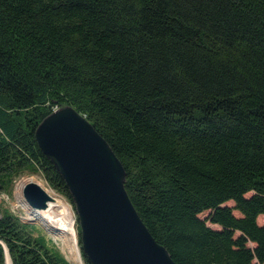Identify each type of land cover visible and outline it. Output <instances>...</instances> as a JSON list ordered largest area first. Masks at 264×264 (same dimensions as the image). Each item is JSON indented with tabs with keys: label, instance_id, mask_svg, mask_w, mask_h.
Returning <instances> with one entry per match:
<instances>
[{
	"label": "trees",
	"instance_id": "trees-1",
	"mask_svg": "<svg viewBox=\"0 0 264 264\" xmlns=\"http://www.w3.org/2000/svg\"><path fill=\"white\" fill-rule=\"evenodd\" d=\"M64 105L174 264H264V0H0V188L40 173L73 206L35 140ZM37 231L0 212V264H69Z\"/></svg>",
	"mask_w": 264,
	"mask_h": 264
},
{
	"label": "water",
	"instance_id": "water-1",
	"mask_svg": "<svg viewBox=\"0 0 264 264\" xmlns=\"http://www.w3.org/2000/svg\"><path fill=\"white\" fill-rule=\"evenodd\" d=\"M35 140L65 182L77 218L80 251L91 264H174L135 211L124 188L121 162L83 115L71 106L53 111L37 126ZM51 202L38 184L22 187L19 204L28 222H38L31 215ZM4 251L5 264L7 258L12 264L5 246Z\"/></svg>",
	"mask_w": 264,
	"mask_h": 264
},
{
	"label": "rangeland",
	"instance_id": "rangeland-1",
	"mask_svg": "<svg viewBox=\"0 0 264 264\" xmlns=\"http://www.w3.org/2000/svg\"><path fill=\"white\" fill-rule=\"evenodd\" d=\"M61 107H63V106H61ZM57 109H59V108H56L55 110H57ZM29 179H32V181L39 183L49 193H51L54 196L62 199L64 202H66L72 208V211L74 213V218H75V227L72 223V230H73L74 238L77 242L79 253L81 255V251H80V247H79V243H78V223H77V218H76V214L74 211V207L67 201V199L64 196H62L61 194L50 189L48 187V185L46 184V182L44 181V179L42 178L40 173L32 174L29 172H25V173L19 174L18 176L14 177L12 179H8V180L4 181L2 188H0V212L6 211L8 213H11L14 216H17L22 223L35 226L38 230L37 232L39 234L44 235L47 238V240L50 241L51 245H53L55 247V249L64 257V259L69 264H72L71 261H69V259H67L66 252L64 251V247L62 244L63 239H61L60 235L54 234L55 235L54 236L50 233H47V231L38 222H28L30 217L27 214V211L25 209H23L21 207V205L19 204L21 201V196L19 195L18 196L19 198L17 197V193H18L19 189L17 190L16 187L17 186L22 187L21 184H23L26 180H29ZM204 216H205L204 214H201V215H199V218L202 219V218H204ZM257 223H259V224L262 223L261 217L258 218ZM80 257H81V260L83 261L82 256H80ZM83 263H84V261H83Z\"/></svg>",
	"mask_w": 264,
	"mask_h": 264
},
{
	"label": "bare ground",
	"instance_id": "bare-ground-1",
	"mask_svg": "<svg viewBox=\"0 0 264 264\" xmlns=\"http://www.w3.org/2000/svg\"><path fill=\"white\" fill-rule=\"evenodd\" d=\"M28 182H33L41 186L39 183L32 181V179L26 180L21 186L23 187ZM22 187H16L17 190L19 189L17 197L19 195L21 196ZM42 188L47 191L44 187ZM47 193L53 199V202L48 205L46 210L31 215V218L46 225L55 235L58 234L61 236L67 259H69L72 264H84L81 260V255L72 230V223L75 227V218L72 208L62 199L54 196L48 191ZM6 264H10L8 258Z\"/></svg>",
	"mask_w": 264,
	"mask_h": 264
}]
</instances>
